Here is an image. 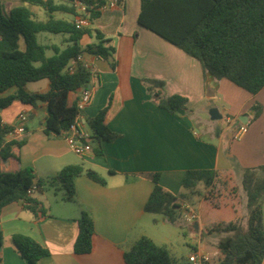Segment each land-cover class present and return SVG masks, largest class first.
<instances>
[{"label": "crops", "instance_id": "0c3cea01", "mask_svg": "<svg viewBox=\"0 0 264 264\" xmlns=\"http://www.w3.org/2000/svg\"><path fill=\"white\" fill-rule=\"evenodd\" d=\"M19 4V0H5L4 9L8 12ZM33 7L45 11L30 7L38 19L45 20L46 13L39 18ZM139 9V0H121L120 5L91 20L89 28L101 31L114 47L112 62L82 51L97 77L89 80L92 99L78 111L79 119L89 132V120L106 108L107 126L116 135L113 140L93 139L92 152L81 157L70 149L62 135L44 132L45 103L39 101L33 106L16 99L0 111L1 121L9 126L15 125L19 112H28L25 142L16 151L19 166L31 167L35 180L48 184V179L69 164L91 169L105 179L101 184L84 173L78 175L72 200L64 198V188L62 196L57 197L45 191L43 185L38 186L31 197L44 206V215L26 209L19 200L3 206L0 264H32L17 253L12 242L15 234L28 236L49 251L34 264H125L123 252L139 237L148 236L158 244L160 226L169 224L163 217L158 223L154 214L144 211L154 173L159 174L158 181L164 189L177 194L182 191L181 180L188 169H217L235 182V176L242 178L245 168L264 165V87L252 94L225 78L205 79L197 59L138 24ZM94 42V36L88 34L79 40L82 48ZM142 78L161 80L164 96L185 97L184 113L160 108L146 91ZM48 88V81L37 90L27 83L24 86L27 92L38 93H45ZM14 92L15 88H11L0 96ZM80 94V90L70 92L68 103H78ZM207 100L222 104L221 112L218 111L229 128L208 127L210 138L196 132L192 124L195 110L206 105ZM255 102L261 105V113L250 123ZM242 115L247 117L246 123L239 120ZM192 206L198 223L194 229L199 230L208 223V204L197 200ZM198 206L204 207V213ZM82 211L91 214L94 234L91 250L77 254L73 245Z\"/></svg>", "mask_w": 264, "mask_h": 264}, {"label": "trees", "instance_id": "16d2710c", "mask_svg": "<svg viewBox=\"0 0 264 264\" xmlns=\"http://www.w3.org/2000/svg\"><path fill=\"white\" fill-rule=\"evenodd\" d=\"M0 0V93L15 88V92L0 96V111L14 100L36 105H46L44 132L62 135L69 129L76 114L77 103L69 104L70 92L79 91L89 82V71L80 66L70 72L68 65L83 50L99 55L110 62L114 47L109 39L98 29L76 28L73 18L66 19L56 13L76 14V0H19L21 4L8 12ZM95 5L97 0H79ZM138 24L167 42L178 47L200 63L205 79L218 81L228 79L248 92L255 94L264 87V0H139ZM38 6L47 15L38 19L30 9ZM95 9L89 11L90 20L100 15ZM46 32L64 36V48L56 44L45 45L37 40V34ZM84 34L93 35L95 42L84 48L79 40ZM24 48L20 47V40ZM53 54L45 55V49ZM47 79L49 88L45 93L27 92L28 82ZM146 91L155 103L169 113L185 109L187 99L181 95L164 96L161 80L142 78ZM80 98V97H79ZM79 100V99H78ZM256 119L261 113V105L252 106ZM106 108L101 109L88 122L90 140L115 138L106 122ZM13 127L4 124L0 117V209L13 202L22 201L32 212L44 215V206L28 193L29 187L36 183L42 186V179L35 180L31 167H20L18 152L24 144V135L16 139H6ZM264 165L245 168L241 187L246 193L249 217L247 229L233 221H215L205 224L204 230L211 234L217 231L233 232L217 243L219 256L211 255L209 264H262L264 261V223L257 203L264 200V177L260 175ZM84 173L90 179L104 184L105 179L91 169L84 170L80 165L69 164L53 177L48 184L61 183L65 189L66 200L75 195L74 180ZM158 173L152 175L153 188L144 204V211L161 215L169 223H177L182 203L203 200L212 206L224 201L225 193L236 211V185L229 174L217 169H188L184 172L182 191L173 194L164 189L158 181ZM226 195V196H227ZM242 204L241 195H237ZM240 205V204H239ZM78 234L73 250L77 254L91 250L94 234V221L91 214L82 211L78 219ZM17 253L30 263L45 257L49 251L34 239L15 234L12 236ZM212 253V250H208ZM125 264H187L176 259L164 245L156 244L148 236L142 235L132 246L123 252Z\"/></svg>", "mask_w": 264, "mask_h": 264}, {"label": "rangeland", "instance_id": "374dc122", "mask_svg": "<svg viewBox=\"0 0 264 264\" xmlns=\"http://www.w3.org/2000/svg\"><path fill=\"white\" fill-rule=\"evenodd\" d=\"M30 6V5H28ZM31 7V6H30ZM33 9L37 12L39 18H44L45 13L42 10H39L37 7H33ZM56 15H61L65 17L66 19H71L72 16L70 14H61L56 13ZM43 35V36H41ZM37 40L39 43H45L47 45L50 44H56L60 48L65 47V43L63 41V37L60 34H50L41 32L37 34ZM20 45L23 47V40H20ZM53 54V51L49 49H45V55L47 57L51 56ZM47 79H41L34 82H28V86L32 89H40L47 83ZM217 107H216V106ZM212 107H216L220 110L222 108V104L220 102H217L216 100H207L206 105H203V107L195 110V114L192 119V124L196 132H201L204 134L205 138H210V134L206 132L208 127H212V129H229L228 125L221 119H215L212 120L210 118L209 110ZM27 116L28 115V112ZM255 119L250 120V123H253ZM29 122V121H28ZM25 123V122H24ZM25 126V124H24ZM262 177H264V171L260 173ZM235 182L236 185H238V191L237 195H241L242 204L240 203V198L235 195V203H237L236 211L234 207L231 204V200L228 197V195L225 193V200H222V203H219V206H212L208 204L209 211H206L205 215L208 223H212L215 221H233L237 224H240L241 229L244 231L247 229V220L249 217V209L247 207V201H246V193L241 187V177L240 175L235 176ZM43 188L45 191H49L53 196L60 197L62 196V193L64 192L63 187L59 182H56L55 184H43ZM227 195V196H226ZM197 201H195L193 204H196ZM240 204V205H239ZM197 209H200V212L204 213V207H196ZM215 208V209H214ZM256 209H259L261 211V219L264 223V200L262 203H257L255 206ZM213 212H217L218 215L213 216ZM229 212L228 215L225 213ZM197 213V212H196ZM154 218H156V221L160 223V219L162 218L159 214H154ZM233 235V232H227V231H217L211 234H208L205 232L204 227L201 226L199 230H195L193 225H188L185 222H182L180 219L177 223H169L160 226V229L157 232V238H158V245H164L176 259H178L181 262H186L188 254L191 252L193 248L196 247V245L200 246V248L206 252L208 250H212V253L208 252L214 257H217L220 255V253L217 251V243L222 240L223 238ZM212 264H217V262H213Z\"/></svg>", "mask_w": 264, "mask_h": 264}, {"label": "built area", "instance_id": "2783aa9c", "mask_svg": "<svg viewBox=\"0 0 264 264\" xmlns=\"http://www.w3.org/2000/svg\"><path fill=\"white\" fill-rule=\"evenodd\" d=\"M121 0H97L95 5L85 4L82 1H74V7L76 14L73 17V21L76 28H86L90 25L89 11L95 9L102 12L108 8L120 5ZM96 10V9H95ZM99 56V55H96ZM82 67L89 71V80L91 77H97L96 71L92 70V65L83 57L82 52L79 53L74 60L68 65V71L72 72L75 67ZM89 83V82H88ZM85 84L81 89L80 98L77 103L78 111L88 105L92 99V88L90 85ZM28 116L27 113L22 111L16 116L15 125L13 129L6 134V139H16L21 137L25 133L24 122H26ZM62 136L66 139L70 149L78 156L85 157L92 152L90 134L87 132L82 122L79 119V112L76 114L72 124L69 129L63 131ZM38 189V185L33 183L29 189L28 193L31 195L34 191ZM179 219L188 225H194L197 219V213L192 204L182 203L180 208ZM210 254L196 245L195 248L191 250L188 254L186 263L187 264H209Z\"/></svg>", "mask_w": 264, "mask_h": 264}, {"label": "water", "instance_id": "95a60500", "mask_svg": "<svg viewBox=\"0 0 264 264\" xmlns=\"http://www.w3.org/2000/svg\"><path fill=\"white\" fill-rule=\"evenodd\" d=\"M177 112L180 113V114H183L184 113V109H178ZM209 114H210V118L212 120L219 119V118L222 117V115L218 111V108H216V107L210 108ZM239 120L241 122H243V123H246L247 117L245 115H242V116L239 117ZM193 226H194V228H197L198 227V223L195 221Z\"/></svg>", "mask_w": 264, "mask_h": 264}]
</instances>
